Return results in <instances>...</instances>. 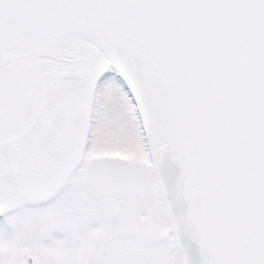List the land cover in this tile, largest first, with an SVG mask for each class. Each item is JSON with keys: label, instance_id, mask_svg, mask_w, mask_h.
Instances as JSON below:
<instances>
[{"label": "snow or ice", "instance_id": "6c2138e0", "mask_svg": "<svg viewBox=\"0 0 264 264\" xmlns=\"http://www.w3.org/2000/svg\"><path fill=\"white\" fill-rule=\"evenodd\" d=\"M0 264H264V0H0Z\"/></svg>", "mask_w": 264, "mask_h": 264}, {"label": "rangeland", "instance_id": "374dc122", "mask_svg": "<svg viewBox=\"0 0 264 264\" xmlns=\"http://www.w3.org/2000/svg\"><path fill=\"white\" fill-rule=\"evenodd\" d=\"M110 147H111V146H103V145H102L101 148H100V150H99V152H101L102 154L107 153L108 156H110V155H112V154H114V153H117L118 156H122V158H125V159L129 158L128 155H124L122 152H119V151H117V152H112V151L110 150Z\"/></svg>", "mask_w": 264, "mask_h": 264}, {"label": "flooded vegetation", "instance_id": "af4514ba", "mask_svg": "<svg viewBox=\"0 0 264 264\" xmlns=\"http://www.w3.org/2000/svg\"><path fill=\"white\" fill-rule=\"evenodd\" d=\"M94 156L101 157V156H108V155H107V153L102 154L101 152L98 151V152L94 153ZM111 156H118V154L117 153H114Z\"/></svg>", "mask_w": 264, "mask_h": 264}]
</instances>
